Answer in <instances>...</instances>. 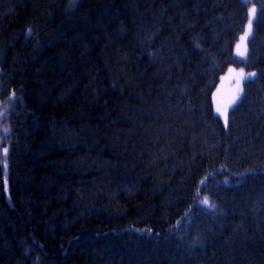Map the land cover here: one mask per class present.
<instances>
[{
	"label": "trees",
	"instance_id": "trees-1",
	"mask_svg": "<svg viewBox=\"0 0 264 264\" xmlns=\"http://www.w3.org/2000/svg\"><path fill=\"white\" fill-rule=\"evenodd\" d=\"M7 135L0 264H264V0H0Z\"/></svg>",
	"mask_w": 264,
	"mask_h": 264
},
{
	"label": "rangeland",
	"instance_id": "rangeland-1",
	"mask_svg": "<svg viewBox=\"0 0 264 264\" xmlns=\"http://www.w3.org/2000/svg\"><path fill=\"white\" fill-rule=\"evenodd\" d=\"M253 9L255 12L253 13ZM256 17V8L251 5L248 10V21L245 27V34L239 37V42L235 48V57L240 62H245L248 56V41L252 36L253 32V22ZM251 21V24L249 23ZM250 72H247L244 68L230 67L226 73L220 79V83L218 87L213 93V103L215 108L216 115L225 122L228 121V115L231 109H233L236 104L240 101L243 91L244 83L251 79ZM235 98V102L232 103ZM221 106V107H220ZM220 108L221 111H224V115H221L220 112L217 111V108Z\"/></svg>",
	"mask_w": 264,
	"mask_h": 264
},
{
	"label": "bare ground",
	"instance_id": "bare-ground-1",
	"mask_svg": "<svg viewBox=\"0 0 264 264\" xmlns=\"http://www.w3.org/2000/svg\"><path fill=\"white\" fill-rule=\"evenodd\" d=\"M255 6V5H254ZM255 8H257V6H255ZM247 21H248V18H247ZM247 21H246V23H247ZM246 23L244 24V26L246 27ZM245 27H244V31H243V35L245 34L244 32H245ZM241 34V35H242ZM240 35V36H241ZM254 35H255V20H254V22H253V32H252V36L250 37V39H249V41H248V54H249V50H251L252 51V48L249 46V44H250V42H251V39L254 37ZM239 36V37H240ZM239 37L236 39V41L234 42V44H233V49H234V53H235V48H236V46H237V44H238V42H239ZM252 46H253V44H252ZM13 120V119H12ZM10 121V124H16V120H13V121ZM11 137L10 136H3V138H2V140H0V149L1 150H5V149H7L8 147H9V144H10V142H11ZM5 161H2V163H4ZM0 181L1 182H3V187H4V189H5V192L3 193L4 194V197L7 199V198H10V191L8 190V188H9V183H10V177H9V175L7 174V173H5V172H2L1 173V178H0ZM10 189V188H9Z\"/></svg>",
	"mask_w": 264,
	"mask_h": 264
},
{
	"label": "snow or ice",
	"instance_id": "snow-or-ice-1",
	"mask_svg": "<svg viewBox=\"0 0 264 264\" xmlns=\"http://www.w3.org/2000/svg\"><path fill=\"white\" fill-rule=\"evenodd\" d=\"M252 11H253V13H254V12H255V9H253ZM249 23L251 24V21H250ZM250 75H251V76H254L255 73H252V74H250ZM234 102H235V98L233 99L232 103H234ZM217 111L220 112L221 115H224V114H225L224 111H221V109H220L219 107L217 108ZM5 152H6V150H5ZM4 164H5V168H6V166H7V162L5 161ZM203 203H205V204H206L207 206H209V207H213V205L210 204V202L208 201L207 198L204 199Z\"/></svg>",
	"mask_w": 264,
	"mask_h": 264
}]
</instances>
